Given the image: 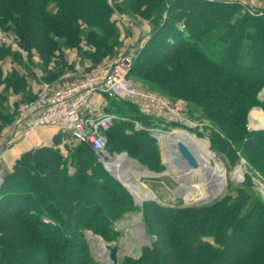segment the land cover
<instances>
[{"label": "trees", "instance_id": "16d2710c", "mask_svg": "<svg viewBox=\"0 0 264 264\" xmlns=\"http://www.w3.org/2000/svg\"><path fill=\"white\" fill-rule=\"evenodd\" d=\"M114 9L151 26L129 78L195 108L211 125V149L230 165L244 161L247 173L264 180V129L246 126L249 112L263 107L258 92L264 88V10L250 14L220 0H123ZM112 14L107 0H0V30L13 35L28 57L22 62L19 53L1 45L0 61L11 56L35 81L30 67L36 54L44 81H51L60 68H50L54 53L79 50L84 42L95 66L119 43ZM26 80L15 70L4 76L0 65V133L19 116L9 110L8 90L25 95L27 104L36 98ZM119 104L123 114L153 124L135 106L111 102ZM126 129L131 125L118 121L105 132L108 151L124 148L148 170L161 172L155 140L144 131L126 135ZM63 135L72 139L58 133L52 145L20 155L4 175L0 264H98L84 232L113 240L114 223L137 210L88 144L72 139L76 145L62 155L57 146ZM234 192L199 207L144 202L140 213L150 245L139 258L117 264H264V200L254 188L240 185Z\"/></svg>", "mask_w": 264, "mask_h": 264}, {"label": "rangeland", "instance_id": "374dc122", "mask_svg": "<svg viewBox=\"0 0 264 264\" xmlns=\"http://www.w3.org/2000/svg\"><path fill=\"white\" fill-rule=\"evenodd\" d=\"M122 1L123 0H107L108 4L111 7H113V14H112L111 20L115 22L116 27L120 33V36L118 39L119 43L114 48L113 53L111 55L103 58V60L99 64L93 66L91 61H89V59H88L89 57L85 56L87 53H90V51H89L90 48L88 46H86L84 44V42H82L79 50L76 48H65L64 47V48H61L59 51H56L54 53V56L50 62V68H53L54 70H56L57 67L58 68L60 67V68H59L58 75H55L51 81H44L43 74H42L40 68L38 67L40 64V59L36 54H33L31 57V59L34 61L35 65L30 67V71L32 73H34L36 76L35 81H33L32 79L29 78V74L28 73L26 74V72L23 71V67L21 65H19L11 56H6L5 58H3V60L0 61V65H1L3 75L5 76V75L9 74L13 70L19 72L22 75H25L26 79H27L26 81L28 83V90L32 93H34V91H36V94H37L39 91V86L41 83H47L53 87H55L56 86L55 84H57L58 82H62L65 85L71 79H74L75 77L82 76L84 73H86V71H87L86 68H88V67L92 66V67H94V69L104 68V67L107 68L118 58L119 59L124 58V57H132L133 58L134 55L136 54V52L146 42L147 37L150 35L151 26L146 21L144 22V21L140 20L139 18L131 17V16H123L120 13H118V11H116L114 9V6L121 4ZM167 1H171V0H167ZM220 1H222V0H220ZM241 9L243 12H247L250 14H254L258 11H263V10H258V9L256 10L255 7H249L248 8V7H245V5H241ZM180 27H182V26H180ZM1 45L9 47L11 51L19 53L21 61L27 63V61H28L27 52L24 51L23 49H21L19 47V45H17L16 38H14L13 35H11L10 33H3L0 30V46ZM33 53H35V52H33ZM130 80L137 87H139L141 89L153 91V92L157 93L158 95L168 99L170 102L182 106L187 112L188 119H190L191 121H196V122L203 125V132L202 133H199V134H198V132H196V133L191 132V133L196 134V137L200 140L203 138L202 134H204L208 137V139L210 141V135H211V130H212L211 125L209 124V122L205 121L204 119H201L200 113L195 108H193V107L189 108L185 102H183L182 100H179V99L172 101L171 99L164 96L160 92H158L154 89H151L150 87H148L144 84H141L139 81L134 80V78H130ZM3 87L4 86L2 85L0 87V89H2ZM263 93H264V88H262L258 92V98L263 103V107L253 108L247 116L246 126H247V129L249 131L262 130V129H259L260 126H258V127L252 126L251 122H255L257 120L258 121L264 120V97L262 96ZM7 97H8L7 105L9 107V110L11 113L16 111L15 113H16V117H17L18 115H20L23 108L27 105V103H25L23 101L24 100L23 97H25V95L13 94L10 90H8ZM110 101L113 104L119 103V101L114 100V99L113 100L111 99ZM110 101L108 103L109 109L113 108L116 112H118V113H115V112H113V113H115L119 116L128 117V118L133 119V117L123 114L124 109H122V107H120V104H119V106H117V105L111 106ZM12 124H13V122L11 124H8L1 131V133H0V144L7 141L12 136L11 135L12 132L10 133V130H8V128H10L9 126H12ZM152 127H153V124L146 127V128H152ZM166 131H168V129ZM144 132H146L148 134V136L150 138H152L148 131H144ZM61 134H64V133H61ZM53 139H52L50 145H52ZM105 139H106L105 150L110 156L125 154L128 159L137 162L139 166L141 165V163L137 159L128 155L126 153V149H124V148L119 150V152H113V151L109 152L107 149V145L109 146V144H107L108 143L107 137H105ZM61 141H62V143L59 146H57V149H59V151L62 153L63 156H66V155H68L67 148L72 147L76 144L74 143V141L72 139H68V137H65L64 135L61 136ZM155 142H156V140H155ZM156 145H157L158 155H159V165L163 167L162 171L158 172V173L152 172V171L148 170V168L145 166L147 168V172L150 173V175H143L142 177H140V182L155 196V201L147 200L144 202L157 203L163 207L184 208V207L206 206V205L212 204L213 202H215V201H217V200H219V199H221V198H223L229 194L234 195L235 189H237L240 186V183L237 182L236 180H234L232 177L234 169L241 166L240 167L241 171L247 172L246 170L249 168L246 165V163L242 160H240L241 164L240 163L236 164V165L228 164L226 159L222 155L213 151L211 149V144H209L208 149L211 152H214L217 155V159L222 163V166L224 169V175H225V182H226L225 187L223 188V190L220 194H218L217 196H215L213 198H209V199H205V200H202L203 199L202 198L200 200L202 194L198 193L197 196L193 199V201H187L186 200V192H187L186 187H188V186L185 187L184 185H182V183H186V185H187V184H189V181H191L193 184L200 186V185H205L204 180L201 179L199 177V175L196 173H194V174L190 173L189 175H187L189 178H187L183 175V173L178 172V171H180L179 170L180 168L179 169L176 168L174 170L170 169L166 165V162L164 159V154H162L160 147L158 146L157 142H156ZM47 146H49V145H47ZM96 159H97V162L102 166L103 170L110 177H112V175L104 169V165L102 164V162H100L98 160V155H96ZM141 166H143V165H141ZM12 167L10 170L8 168L5 169V167H4V173L7 174L9 171L12 170ZM126 168H130V167H128L126 165ZM253 178L255 179V183L257 184L258 187H260V188L262 186L264 187V180L257 173H254ZM113 179L116 180L115 178H113ZM183 188H185V189H183ZM254 189L256 190L257 193H259L261 195L258 188H254ZM126 191H128V190H126ZM130 196H131L133 203H134V206L137 208V210L125 214L122 219H120L114 223L113 227L116 230V232L118 233V235L115 239L110 240V241H105L100 236L94 234L91 231H85L84 232V238L88 244V249H89L90 255L92 256L94 261H96L98 264H105L104 261H105V258L107 259V252L104 251L103 257H101L98 254L99 242L97 241L96 238H98L104 244H109V245L116 244L118 246V251L116 254L117 262L124 259L125 257H130L133 259L139 258L140 255L142 254L143 249L146 247H149V245H150V239L145 235V232H144V226L142 224L141 213H140L141 206L144 202L141 203L140 205H138V204H136L134 197L132 195H130ZM196 203H202V204L195 205ZM136 224L141 225V228L143 231V236H144L146 243L139 244V242L135 239L134 234H133V229L136 226ZM66 255H67V253H66ZM25 263H27V262H25ZM109 264H110V262H109Z\"/></svg>", "mask_w": 264, "mask_h": 264}, {"label": "built area", "instance_id": "2783aa9c", "mask_svg": "<svg viewBox=\"0 0 264 264\" xmlns=\"http://www.w3.org/2000/svg\"><path fill=\"white\" fill-rule=\"evenodd\" d=\"M132 61V57L118 58L109 67L88 71L71 79L61 88L41 83L35 100L27 104L13 122L12 136L0 144V189L4 182L5 155L31 133L44 128H54L58 133L68 134L75 142L88 144L103 165L110 157L105 150V132L118 121L131 125V129L125 130L126 135L148 131L162 154L167 138L177 131L192 135L202 142L199 145L201 148L208 149L210 141L206 135L202 134L200 140L196 134L191 133H202L203 125L188 119L182 106L133 84L129 78ZM94 95L135 106L141 115L153 120V127L146 128L134 118L119 116L101 108H91L90 102ZM209 153L217 158L214 152Z\"/></svg>", "mask_w": 264, "mask_h": 264}, {"label": "bare ground", "instance_id": "6f19581e", "mask_svg": "<svg viewBox=\"0 0 264 264\" xmlns=\"http://www.w3.org/2000/svg\"><path fill=\"white\" fill-rule=\"evenodd\" d=\"M262 96L264 97V93ZM251 125L255 127L260 126L259 129H264V120L251 122ZM178 143L182 144L193 157L196 164L194 169L190 168L187 163L179 157L176 150V144ZM201 143L202 142L196 140L192 135L177 131L172 134L171 137L167 138L165 143L166 146L163 151L166 165L170 169L174 170L180 168L178 172L183 173L187 178H189L187 175L190 173H196L205 182V185L200 186L193 184L191 181H189L187 185L186 183H182L185 187L188 186L186 187L187 201H193L198 193L202 194L200 200L202 198V200L213 198L222 192L226 184L222 163L217 158L210 155L207 147L201 148V146H199ZM126 165L130 168H126ZM104 166L105 169L120 181L129 193H131L136 204L140 205L147 200L155 201V196L140 182V177L143 175H150V173H148L145 168L139 166L137 162L128 159L125 154H121L110 156L109 159L104 162ZM240 167L234 169L232 174L233 179L237 182L242 180L244 174ZM133 234L139 244L146 243L140 224H136L133 229ZM96 239L99 242L98 254L103 257V248L105 244L98 238ZM107 261L108 260L105 258V264H109V261Z\"/></svg>", "mask_w": 264, "mask_h": 264}, {"label": "crops", "instance_id": "0c3cea01", "mask_svg": "<svg viewBox=\"0 0 264 264\" xmlns=\"http://www.w3.org/2000/svg\"><path fill=\"white\" fill-rule=\"evenodd\" d=\"M223 2L229 3H238L240 5H245V7H255L256 10H264V0H222ZM247 9V8H246ZM87 69V68H86ZM87 72V71H86ZM56 88H61L64 86V83L58 82L55 84ZM36 94V91H34ZM110 99L105 98L101 95H94L90 102V107L93 109H103L107 111L109 109L108 103ZM8 130H12V126H9ZM58 134V131L54 128H44L39 129L31 133L26 139L17 143L13 149L7 153L3 159L5 169H11L14 165V162L27 151H31L42 146L50 145L52 139L55 135Z\"/></svg>", "mask_w": 264, "mask_h": 264}, {"label": "water", "instance_id": "95a60500", "mask_svg": "<svg viewBox=\"0 0 264 264\" xmlns=\"http://www.w3.org/2000/svg\"><path fill=\"white\" fill-rule=\"evenodd\" d=\"M176 150L179 154V157L187 163V165L194 169L196 167L195 161L193 159V157L191 156V154L187 151V149L180 143L176 144ZM141 166V165H140ZM142 168H145L147 170V168L145 166H141ZM105 169V167H104ZM106 170V169H105ZM107 171V170H106ZM108 172V171H107ZM113 178H115L112 175ZM116 179V178H115ZM117 180V179H116ZM118 181V180H117ZM120 184L121 182L118 181ZM241 186L246 187V188H258V190L261 193V196L264 200V187L262 186L261 188L257 186V184L255 183V181L253 180L252 176L247 173L244 172L243 176H242V180L239 182ZM122 185V184H121ZM123 186V185H122ZM124 187V186H123ZM125 188V187H124ZM126 189V188H125ZM127 190V189H126ZM128 192V191H127ZM129 193V192H128ZM130 194V193H129ZM131 195V194H130ZM202 203H196L195 205H200ZM106 251L107 252V259L110 262V264H117V251H118V246L116 244L113 245H109V244H105L104 248H103V252Z\"/></svg>", "mask_w": 264, "mask_h": 264}]
</instances>
